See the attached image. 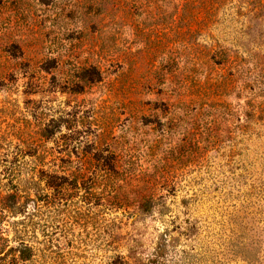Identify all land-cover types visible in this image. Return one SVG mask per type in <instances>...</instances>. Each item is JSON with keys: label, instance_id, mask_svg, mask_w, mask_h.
Masks as SVG:
<instances>
[{"label": "rangeland", "instance_id": "1", "mask_svg": "<svg viewBox=\"0 0 264 264\" xmlns=\"http://www.w3.org/2000/svg\"><path fill=\"white\" fill-rule=\"evenodd\" d=\"M0 248L264 264V0H0Z\"/></svg>", "mask_w": 264, "mask_h": 264}, {"label": "trees", "instance_id": "2", "mask_svg": "<svg viewBox=\"0 0 264 264\" xmlns=\"http://www.w3.org/2000/svg\"><path fill=\"white\" fill-rule=\"evenodd\" d=\"M4 250V247H3ZM2 249L0 248V252ZM5 251V250H4ZM9 251L16 252V258L22 262L30 261L33 259L34 256V249L32 246L26 244L24 241L19 242L18 246L15 248H9L5 254Z\"/></svg>", "mask_w": 264, "mask_h": 264}]
</instances>
